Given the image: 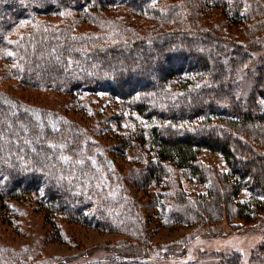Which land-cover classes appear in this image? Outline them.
Instances as JSON below:
<instances>
[{
    "label": "trees",
    "instance_id": "1",
    "mask_svg": "<svg viewBox=\"0 0 264 264\" xmlns=\"http://www.w3.org/2000/svg\"><path fill=\"white\" fill-rule=\"evenodd\" d=\"M253 6L258 12L264 7ZM213 7L240 25L253 11L245 0H0V206L32 198L55 226L60 216L123 233L129 242L111 248L107 264L181 258L180 239L166 250L149 244L150 218L126 183L139 191L159 185L167 191L169 167L210 186L208 197L197 201H188L179 186L168 193L173 203L159 205L165 227L231 219L234 208L237 216L255 220L264 203V153L253 141L264 148V55L248 92L239 76L264 46L256 34L247 44L207 28L203 22ZM71 12L75 23L91 20L107 29L84 33L49 24ZM133 17L150 24L134 25ZM255 27L264 28V22ZM4 81L68 96L107 93L146 123L133 141L121 142L141 151L148 144L153 158L139 156V167L127 175L114 171L90 134L56 111L13 97L1 88ZM200 150L222 155L230 169L222 181L199 169ZM243 189L250 203L235 202ZM236 259L242 264L240 255Z\"/></svg>",
    "mask_w": 264,
    "mask_h": 264
},
{
    "label": "rangeland",
    "instance_id": "2",
    "mask_svg": "<svg viewBox=\"0 0 264 264\" xmlns=\"http://www.w3.org/2000/svg\"><path fill=\"white\" fill-rule=\"evenodd\" d=\"M180 2L183 0H179ZM246 6L253 7L250 18L243 24H235L228 20L221 8H211L206 14L208 19L203 22L207 28H213L216 32L225 33L226 37L236 42H251L252 34L261 36L264 46V28L256 29V25L264 22V0H245ZM260 4L262 11H256L253 3ZM261 3L263 5H261ZM113 14L112 12H107ZM138 17V16H137ZM75 14L61 17H53L48 22L53 28L69 27L76 32L99 33L107 28H101L89 20L87 23L76 22ZM74 21V22H73ZM133 24L143 23L144 28L150 24L143 18H132ZM233 21V19H232ZM75 27V28H74ZM79 31H77V30ZM104 29V30H103ZM248 33V34H245ZM250 34V35H249ZM264 55V51L253 52L251 60L239 76V82L246 91L252 88L253 77L261 74L256 68L258 58ZM1 88L13 97L22 100L29 106L37 109L56 111L67 117L79 128L90 134L93 144L101 149L103 156L111 159L114 171L119 169L120 174L127 175L130 169L139 167V156L153 158L151 147L146 144V150L141 151L136 144H123L122 140L138 136L137 133L145 127V121L124 107L121 101H115L107 93L78 94L68 96L57 90H34L17 85L14 82L4 81ZM254 89V88H253ZM249 91V90H248ZM247 91V92H248ZM251 91V90H250ZM248 94V93H247ZM111 116H116L111 117ZM117 118V119H116ZM244 140H246L244 138ZM251 139H249L250 141ZM256 148L264 153L261 140H253ZM121 142V143H120ZM256 142V143H255ZM259 143V144H257ZM120 144V145H118ZM122 144V145H121ZM118 146L122 149L119 151ZM198 167L207 173L208 179L218 182L230 173V169L222 155L209 150H200L198 155ZM117 169V170H118ZM167 179L172 181L167 191L159 186H152L146 191H139L132 183L126 182L131 188L130 194L137 199L144 209L150 222L149 244L166 250L172 242L180 239L182 247L177 251L181 258L169 260L174 264H226L233 256L240 255L242 264H264V203L255 220H249L237 216L236 210H232L231 219H217V222L208 224L197 221L193 226L174 225L165 227L164 218L159 214V205L166 202L173 203L170 193L182 188L188 201H197L208 197L210 184L199 182L188 174H182V170L169 167ZM178 184V185H176ZM163 194H160V191ZM178 192V191H177ZM25 203L12 202L10 206H0V264H41L43 262H56L68 260L75 263L86 261H98L107 264L111 248L121 249L127 245V237L123 233L102 232L92 227L72 223L60 217L56 226L47 220L42 208L34 199L30 198ZM251 195L243 189L235 202L250 203ZM264 201H261V203ZM218 220H220L218 222ZM186 247V248H185ZM185 249V250H184ZM231 264H240L231 260ZM230 264V263H227Z\"/></svg>",
    "mask_w": 264,
    "mask_h": 264
}]
</instances>
